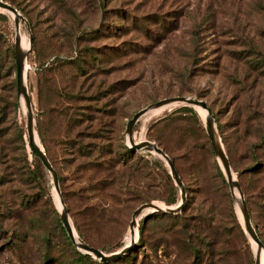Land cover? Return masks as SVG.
Listing matches in <instances>:
<instances>
[{
  "label": "rangeland",
  "instance_id": "1",
  "mask_svg": "<svg viewBox=\"0 0 264 264\" xmlns=\"http://www.w3.org/2000/svg\"><path fill=\"white\" fill-rule=\"evenodd\" d=\"M7 1L30 23L20 19L29 45L33 35L26 83L60 190L33 154L15 67L0 75V264H72L77 250L86 252L67 237L63 202L77 234L105 252L129 243L140 204L178 205L181 188L167 161L153 150H126L134 113L178 94L203 98L214 111L264 238V165L248 169L264 161V0ZM0 33L15 52V16L1 7ZM183 105L147 111L133 138L168 146L185 184L184 206L149 219L157 210L143 213L130 256L117 264H256L258 245L203 109ZM91 255L88 264L101 261Z\"/></svg>",
  "mask_w": 264,
  "mask_h": 264
},
{
  "label": "water",
  "instance_id": "2",
  "mask_svg": "<svg viewBox=\"0 0 264 264\" xmlns=\"http://www.w3.org/2000/svg\"><path fill=\"white\" fill-rule=\"evenodd\" d=\"M0 7L10 12H13L15 16V21H16V26H17V36H16V41H15L17 86H18L19 93L24 96V100H25V105H26L25 112H26V118H27V129H28L29 141L33 149L36 151V153L42 160L43 164L51 171L53 175V181H54L55 187L59 191L60 184H59L58 171L54 167L50 158L48 157L47 152L45 151L43 145L39 143L36 138L37 131H36V125H35L34 110H33L31 95L29 94L28 86L26 83V71L29 65L27 64V49H24L21 44L20 19H24L28 25H30V23L27 20V18L23 15V13L9 1L0 0ZM32 42H33V35L30 36L29 47L32 46ZM173 102L194 105L196 107L201 106L208 110V115L204 119L205 124H206V129L212 141L214 150L227 175L230 187L232 188L234 193H235V189H238V191L240 192L241 200L239 201V206H240V211L242 213L240 215H241L243 224L245 226V229L248 235L252 238V240L254 239L258 243V247L264 249V242L259 236L253 224L251 214H250L247 202L245 200L242 186L239 180L235 177L233 173V168L231 166L229 156L225 150L223 142L218 133L215 118L209 108L208 102L205 99L200 98L198 96H192V95H186V94L172 95V96H167V97L158 99L146 105L145 107L139 109L138 111H136L134 115L132 116V118H130V120L127 123L126 131L129 135V140L131 142L130 144H128L129 147L132 149L153 150L157 152L158 154H160L169 164L172 175L174 179L176 180L177 184L181 188V195H182V200L176 206H171V205L161 206L157 201H148V202H144L140 204L134 211V214H133V217L130 223L131 228H134L136 224L138 226L139 224L138 216L141 217L142 214L145 213L147 210H164L167 212H177L178 210L182 209V207L184 206V201L186 198V188H185L184 181L179 173V170L177 169V166L173 158L157 142L152 141L150 139L135 141L133 138L134 126L139 120V118L144 113H146L147 111H150L153 108H157V107H160V106H163L169 103H173ZM61 218L64 222L66 229L68 230L69 235L71 236L73 241L80 247V249L99 257L102 261L114 260L122 255H125L126 253H128V251L133 247V244L136 242V239L134 238V240H132L131 242H129L128 244H126L119 250H116L113 252H105L101 248L91 245L87 241L83 240L79 235H78L79 239L77 240L75 236V233L77 232V230L75 229V226L73 222L71 221L68 209L64 205V202H63V207L61 208ZM255 255H256V264H260L259 254L255 252Z\"/></svg>",
  "mask_w": 264,
  "mask_h": 264
},
{
  "label": "trees",
  "instance_id": "3",
  "mask_svg": "<svg viewBox=\"0 0 264 264\" xmlns=\"http://www.w3.org/2000/svg\"><path fill=\"white\" fill-rule=\"evenodd\" d=\"M3 37L4 36L0 33V75L11 74L15 70V67H16V65H15V52H14L13 48H11V46L4 47L5 43L3 42ZM13 82L15 84V82H16L15 81V77H14ZM181 108L192 109L193 107L189 106V105H183V106H181ZM213 114L215 115L214 111H213ZM157 139L159 140V144L161 145V147H163L165 149V151L170 154L168 146L160 138L157 137ZM223 141H226V137L223 138ZM262 146H264V143L262 144ZM126 150L129 153H133L135 151L134 149H132L130 147H126ZM46 151H47V155L49 156L50 160L52 161V157H51V155H50V153L48 151V147H46ZM33 154L38 156V154L36 153L35 150H33ZM170 155L173 158V160L175 161L174 156L172 154H170ZM229 158H230V160L232 162V156L230 155V153H229ZM175 164H176V161H175ZM262 165H264V161L260 160V159H257V160H255V162L251 166L248 167V169L256 170L257 168L261 167ZM218 169H219V172L222 175V177L225 179L224 172H223V170H222L220 165L218 166ZM248 189H251V188L243 185V190H244L245 194H248V192H249ZM246 199H247V202L249 203L248 197ZM248 206H249V210H250V214H251V218H252L253 224H254L259 236L261 237V239L264 242V238L262 236V231H260V229H259V226H258L259 224H258V222H256V218L254 216L252 208L250 207L249 204H248ZM158 213H164V214L171 215V213H165V212L157 210V211H154V212L150 213L147 216V219H149L152 215L158 214ZM260 214H262V212ZM241 229H242L243 232H245L243 227H241ZM217 232H219V231L215 230L213 233H217ZM67 237L71 239L70 235H68ZM202 241H203V238H202ZM208 243H210V242L208 241ZM194 246H195V248H194L195 257H197V256L199 257L200 253H201V248L197 244H194ZM77 253H78V255L74 256L71 259L72 264H88L91 261H92V263L95 262L94 257L89 252H82V251H78L77 250ZM129 254H130V251L128 253H126L125 255H122V256L114 259V260H110V261H102L101 260V261H98L96 264H117V262H120V261H122L124 259H127L130 256Z\"/></svg>",
  "mask_w": 264,
  "mask_h": 264
},
{
  "label": "bare ground",
  "instance_id": "4",
  "mask_svg": "<svg viewBox=\"0 0 264 264\" xmlns=\"http://www.w3.org/2000/svg\"><path fill=\"white\" fill-rule=\"evenodd\" d=\"M12 14H14L13 12H11ZM20 33H21V28H20ZM21 44H22V46H23V48L24 49H26V48H28L29 47V43H27L22 37H21ZM23 96V95H22ZM24 97V96H23ZM25 101V100H24ZM176 104H179V102H173V103H169V104H166V105H163V106H160V107H165V108H169V107H171L172 105H176ZM160 107H157V108H160ZM157 108H153L152 110H155V109H157ZM197 108H202L203 109V112H202V114H203V117L204 118H206V116L208 115V110L206 109V108H203V107H201V106H198ZM151 110V111H152ZM201 110V109H200ZM150 112V111H149ZM36 138H37V136H36ZM128 138H129V136H128ZM37 141H38V138H37ZM39 142V141H38ZM40 143V142H39ZM236 192H238L239 194H240V192L238 191V189H235V193ZM59 196H58V194H57V198H58ZM240 197H241V195H240ZM59 203H60V205L62 206V203H61V201H59ZM161 206H164L163 204H161V203H159ZM242 214V213H241ZM139 218H140V216H138V221H139ZM138 226H137V224L134 226V228H130V241H132L133 240V238H134V236L135 237H137V231H138ZM75 236H76V238H77V240L79 239L78 238V234H77V232L75 233ZM129 241V242H130ZM253 242L255 243V244H257L258 245V243L253 239ZM256 248H257V253L259 254V257H260V255H262V252L264 253V249L263 248H259V247H257L256 246ZM260 264H264V256L261 258L260 257Z\"/></svg>",
  "mask_w": 264,
  "mask_h": 264
}]
</instances>
